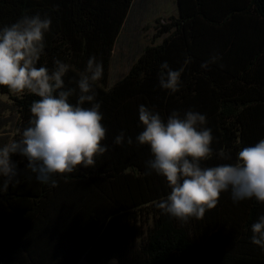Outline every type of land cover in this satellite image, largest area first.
Wrapping results in <instances>:
<instances>
[{
	"label": "trees",
	"instance_id": "trees-1",
	"mask_svg": "<svg viewBox=\"0 0 264 264\" xmlns=\"http://www.w3.org/2000/svg\"><path fill=\"white\" fill-rule=\"evenodd\" d=\"M175 1L177 16L157 29L161 41L146 46L108 85L111 53L133 0H0V27L24 14L51 18L38 66L52 69L54 58L69 64L67 86L75 87L89 56L102 62L94 86L108 146L94 168L57 175V187L41 184L27 160L13 155L19 183L0 192V264H264V249L250 240L264 204L233 203L225 192L202 219L187 222L155 206L169 188L163 177L145 175L151 153L135 142L142 130L139 105L163 117L173 110L206 114L215 140L205 166L230 162L225 154L234 159L264 138V0ZM217 54L219 60L201 67ZM164 61L173 70L184 68L175 93L159 86ZM9 92L0 87V94ZM38 99L27 92L13 97L12 139L28 126ZM120 131L133 138L131 145L114 143Z\"/></svg>",
	"mask_w": 264,
	"mask_h": 264
},
{
	"label": "clouds",
	"instance_id": "clouds-1",
	"mask_svg": "<svg viewBox=\"0 0 264 264\" xmlns=\"http://www.w3.org/2000/svg\"><path fill=\"white\" fill-rule=\"evenodd\" d=\"M51 23L48 16L24 14L0 27V87L39 97L30 106L32 118L19 139L0 145V192L19 183L13 155L27 160L26 168L41 184L57 187V175L71 174L78 167L94 168L96 158L108 151L103 143L107 129L94 86L103 76V64L95 55L89 56L74 80L75 87L65 84L69 64L54 58L52 69L38 66ZM219 59L218 54L213 55L201 67L207 69ZM190 62L189 57L184 63ZM183 71V67L173 70L164 61L158 73L159 86L171 93L179 91ZM138 120L142 130L135 142L147 145L151 153L145 175L163 177L169 188L155 204L162 213L183 222L202 219L225 192L233 203L254 199L264 204V138L238 150L234 159L225 154L224 159L230 162L205 166L215 140L212 129L206 127V114L173 110L163 117L153 106L141 104ZM114 143L131 145L133 138L120 131ZM250 232L251 243L264 249V214L251 223Z\"/></svg>",
	"mask_w": 264,
	"mask_h": 264
},
{
	"label": "rangeland",
	"instance_id": "rangeland-1",
	"mask_svg": "<svg viewBox=\"0 0 264 264\" xmlns=\"http://www.w3.org/2000/svg\"><path fill=\"white\" fill-rule=\"evenodd\" d=\"M177 13L175 0H133L111 53L106 78L108 85L127 73L133 61L146 46L161 41L163 36H155L159 25L168 22L169 17L177 16ZM19 95L12 91L8 94H0V145L11 141L15 133L16 113L13 97ZM113 262L118 264L115 260H111L108 264ZM79 264H86V261L82 260Z\"/></svg>",
	"mask_w": 264,
	"mask_h": 264
}]
</instances>
